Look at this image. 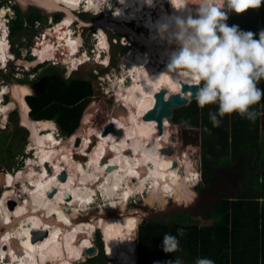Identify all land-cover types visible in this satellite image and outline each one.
I'll use <instances>...</instances> for the list:
<instances>
[{
    "label": "bare ground",
    "instance_id": "1",
    "mask_svg": "<svg viewBox=\"0 0 264 264\" xmlns=\"http://www.w3.org/2000/svg\"><path fill=\"white\" fill-rule=\"evenodd\" d=\"M34 1L49 11L64 9L68 12V17L60 26L58 34L61 38L71 37L68 40L67 46L71 49L73 54L74 51H79L81 38H76L75 41H72L73 31L70 29L74 21L72 9H78L82 4L81 2L86 4L85 7L87 10L93 9L95 11L102 9L99 0ZM120 1L121 4L118 8L115 7L113 19L120 22H130L132 20L139 22V10L144 7V4H148L146 0ZM158 1L159 2L153 0L151 6L154 11L149 13L145 24H143L145 31L148 29V33L144 34L145 37L143 41L149 45V52L152 55L155 53L154 57L151 60L150 57H152V55H146L141 51L138 53L139 55L137 58H132V53L125 55L122 61L123 65L127 68L125 76H133L134 81L131 85L125 86L124 79L119 78L118 84L113 83V86L110 85L111 92L115 90L118 101L126 104L129 109V123L124 125L117 117L112 116L109 121L114 123L120 133L126 131L125 134L130 138L128 144L123 148V146L120 145V141H117L116 138H113L114 141H110L109 143L110 137L115 136L113 132L104 133L103 138L100 137L101 133L96 134L86 130L83 136V142L81 143V146L85 148V150L82 149V152L77 154L76 157L75 153H73L72 158H69L66 155L69 151L65 156H63V152L61 153L59 151V148H62L65 144L63 145V142L59 140V136H56L57 133L53 124H51V131L43 134V137H38V135H36L37 132H34V136L32 137L38 150V159L35 161L38 165L44 166L43 168H45L47 164L54 165L55 173L49 175L47 181H42L39 187H35V191L30 195V200L32 201H28L27 204L25 203L26 205L19 206L16 209V218H13V212L6 207V201L10 197L6 196L0 203V219L7 225L5 228L6 230L4 233L2 232L3 234L1 233L2 235L0 238V264H5L7 260L11 261L9 264H48L55 261L59 253L62 254V257L64 256V258L69 260L70 258L66 251H74L72 245L82 246V249H84V247H89L91 241L86 239V234H84L83 237H81L80 234L83 233L86 227L89 229L88 232L91 233L97 223L95 221L84 222L83 220H78L76 223L73 217H76L78 212H82V208L85 210L87 205L93 202L98 192L97 188H100L99 190L104 200L107 202V204L105 203L106 205L111 206L113 209L117 207L121 208L117 211L118 216L112 217L111 219H108L109 217L106 216V218H101L100 222L97 224L98 226H102V229L106 232L108 242L107 252L109 256L112 257L111 259H115L120 255L119 257L121 260L128 259L137 263L132 258V251L129 247H127L126 251H123L124 253L119 251V246H121L119 245L120 243H133L132 239L136 234L135 230H137L139 224V216H132L131 213H128L129 211L126 210L129 199L140 194L144 195V197L149 194L150 197H146V201L149 204L163 205L162 201L166 198L168 200L180 194L183 190H187L188 187L191 188L193 185L197 184L198 173L192 168L194 163H192L189 154H184V159L177 158V156H174L175 158L172 159L169 155L165 156L162 154L155 145L148 147L149 141L157 136L159 132L158 127H160V125L156 120L149 121V126H147V124L143 125L142 121L138 123L134 122L133 126L128 128L129 125H132L131 109L136 110L138 106L144 105L142 106L143 109L138 111L140 116H144L147 111L154 107L156 93H158L160 89L169 88L173 93L180 89L181 81H179L177 73L169 72L168 69L170 52L177 47V45L169 44L166 39L160 38L158 25L167 17L187 15L188 9L179 8L183 0H167L168 5L163 4L161 0ZM107 7L104 6L105 12L110 15L112 12L107 10ZM188 7L194 9L197 5L191 4ZM5 12L4 10L0 11V65L6 66L9 62L10 45L4 25L5 22L3 23V19L1 18V15ZM118 28L122 30V27ZM99 32L100 46L102 48H107L108 40L103 29L99 28ZM130 34L133 39H135L134 33L130 32ZM146 43H144V45H146ZM148 45H146V47H148ZM59 46H62L60 42H55L54 44L48 42L43 46V49H41L42 51L39 50L38 53L34 55L38 56L42 52V59L47 56L51 57V54L57 52L58 48H60ZM73 54L71 56L73 67H77L81 63L83 65V63L89 62L87 58L84 59L86 56L78 58L77 56L73 57ZM93 61L94 60H92V62ZM95 62L97 63L98 61L96 60ZM103 65H108V59ZM79 67H77V69H79ZM8 90V88H5L0 91V113H4L5 115L8 113V110H12L15 106L14 103L8 105L2 104L3 95ZM189 95L190 94L187 96L188 99L190 98ZM25 122L29 124L27 119H25ZM30 126L33 127L31 124ZM94 137H96V139ZM165 147L164 145L163 148ZM93 150L94 152H92ZM108 150L110 152H108ZM62 159L63 161H61ZM102 159H105L104 163H101ZM80 160L84 161L81 162ZM174 161H178V167L176 168H173ZM30 166H33V164L30 163ZM111 166L113 170L108 171V168ZM182 166H184V170H186L185 175L181 174ZM66 167L67 169L69 168L67 178L71 179H67L66 181L63 180V182L61 179H63L65 175L63 171H65L64 169H66ZM28 170L29 168H27V171ZM30 170L32 171L34 169L30 168ZM26 173L25 171H19L17 176H13V184H16L15 182L17 180L19 181L21 176H26ZM93 184H95V186H93ZM30 188L31 187L27 190H31ZM54 188L56 192L51 197L48 193ZM66 196H68L69 199H66ZM199 199L200 197L197 198V200ZM67 200H69L68 202H70V204L80 206V208L74 206L75 208L72 213L66 212L62 203L67 202ZM195 205L196 203L193 205V209ZM32 209L34 211H30ZM41 223H43L42 225H51L54 223L52 226H49L51 235L48 234L49 236L43 239H39L43 231V229L40 230ZM32 236H34L33 241L36 243H31ZM15 237L20 240L21 253L15 250L17 246L15 249L11 246V242ZM76 239L77 241L74 242ZM26 240H28V243ZM132 247L136 249V244L134 243ZM76 253H78V251H76ZM46 255L48 260L46 259ZM106 256L108 258L107 254Z\"/></svg>",
    "mask_w": 264,
    "mask_h": 264
},
{
    "label": "rangeland",
    "instance_id": "2",
    "mask_svg": "<svg viewBox=\"0 0 264 264\" xmlns=\"http://www.w3.org/2000/svg\"><path fill=\"white\" fill-rule=\"evenodd\" d=\"M12 2L15 5H19L22 12H24L25 14L29 13L30 9L34 7V8H38L42 13V16L45 17V20H43L41 23L37 22L34 26H28V30H26L23 34H21V36H15V38L11 39L10 43L12 44V46L14 45L13 41H15L16 43L15 47L17 46V44H20V53L18 52L15 54V56L18 59L14 61L13 65L11 64L8 65L7 67H5L6 70L2 71L3 74L8 72L6 74L7 75L6 84L8 85V87H5L9 89L8 91L10 93L8 97L9 100L8 104L14 103L15 106L12 110H8V113L6 115L4 113L2 114L0 113V175L5 176L3 177L4 184L0 185V203L3 201V199L6 196L10 197L6 201V207L8 210L13 212V218H16L17 216L15 214L16 209L19 206L26 205L28 201L30 202L32 201L30 200L31 199L30 195L32 194V192L35 191V187H39V184L42 181L43 182L45 180L47 181L49 175L55 173L54 165L47 164L45 165V168H43L44 166L42 167L38 165V163L35 161L36 159H38L37 157L38 150L36 148L37 145H35L32 137L34 136L33 135L34 132H37L36 135H38V137H43V134L47 133L48 131H51L50 130L52 126L51 124H53L55 126V131L57 133L56 136H59V140L63 142V145L65 144L62 148H59V151L61 153L63 152L64 154L63 156H65V154L69 151L68 154H66L69 158L70 157L72 158L73 153H75V157H76L77 154H80L82 152V149L85 150V148L81 146L85 131L89 129L90 126L95 125L96 128L95 131L101 132L105 124L109 122L114 106L118 105V103H123L118 101L117 94L114 92L115 90L114 91L112 90L111 92V86H113V83L118 84L119 78L121 79L123 78L124 79L123 81H125L124 85L129 86L134 81L133 76H128V77L125 76L127 72V68L126 66L123 65L122 62L123 57L127 54L132 53L131 54L132 58H137V56L139 55L138 53H140V51L145 53L146 55H150V56L152 55L149 52V45L145 41H143L145 37L144 34H146L143 24H145L146 18H148L149 13L154 11V9H152V6L150 4H144L145 8L143 7L140 9L141 11L139 10V14H140L139 22L134 20L130 22L128 21L120 22L118 20L113 19L115 7L118 8V6L121 4L120 0H111L110 2L111 6L110 7L106 6L107 10L112 12L111 13L112 15L106 14L104 7L102 9H98L95 11L93 9L87 10L84 8V6L83 7L81 6L82 4H84V2H81L82 4L78 7V9L76 8L72 9V13L74 15V21L71 24L72 27H70V29H72L73 31L72 41H75L76 38H81L79 44L80 49L78 52L74 51L73 54L71 49L67 46L69 42L68 40L71 37L61 38L58 34L60 26L64 23V21L68 17V12L66 10L57 9L55 11H49L45 7L37 4L34 0H12ZM157 2L159 1L157 0ZM161 2H163V4L168 5L167 0H161ZM14 12L15 11L11 9L10 16L16 17L15 14H13ZM230 14L231 11L228 9V19ZM57 16H59L58 22L55 21ZM228 21L229 20H227V23H229ZM103 26H106L107 29L104 30ZM118 27H122V30H120ZM99 28L103 29L104 34L107 37L108 40V46H106L107 49L102 48L100 46ZM130 32L134 33L135 39H133ZM48 42L53 44L55 42H60L62 46L61 47L59 46L60 48H58L57 52L51 54L52 55L51 57L47 56L42 59L41 49H43V46H45L46 43ZM144 43H146L148 47H146ZM30 48H32V50H30ZM27 50H30V52L27 53ZM39 50H41L40 51L41 54L37 56L38 58L36 60L32 62L27 60V58L30 57L33 54V52L35 54L38 53ZM72 54L73 57L77 56L78 58H83L84 56H86L84 59L87 58V60L89 59L90 60L89 62L83 63V65L80 64L81 65L80 67L77 66L79 67V69H77V67L72 66L73 65V62L71 61ZM154 55L155 53L152 55V57H150L151 60L154 57ZM107 59H108V65H103V63L107 62ZM92 60L94 61L92 62ZM96 60L99 62V64L95 62ZM37 64L39 65V67L43 66L39 69V72L41 70V72L43 71L48 73L50 71L49 68L52 67L53 69L58 70V72L59 71L62 72L64 75H69V73H71L72 74L71 77L79 76L85 79H89L93 82L94 99H89L90 104L86 108V111L84 112L82 121L78 126V128L76 129L75 133L70 137H66L62 133L60 126L58 124H55V122L47 124V122L45 121L35 120L30 114V108L27 105L26 97L29 95V93H33L32 92L33 90L29 88L28 84L31 83V77L35 75L32 66L34 65V67H36ZM22 65H24L26 68L21 67ZM2 67H4V65H2ZM27 69H29L27 71L28 73L24 74V70ZM16 77H20L22 80L21 79L17 80ZM5 88H3L2 90H4ZM189 100H191V98H189ZM190 102L192 101H189L186 105H189ZM142 106H138L136 110L131 109L132 125H129L128 128L132 127L134 122L138 123L141 121L143 122V125L146 124L147 126L150 125L149 121H145L144 116H140L138 114V111L143 109ZM181 107L183 106L177 107L176 111L179 110ZM13 111L18 112L17 117L11 116V113ZM25 119L28 120L29 124L25 122ZM30 124L33 127H31ZM167 126H169V132H168L169 143L175 148V152L173 153V155H169V156L172 159L175 158L174 156H177V158L184 159V154H189L192 163H194L192 165V168H194L198 173V182L196 185H193L191 188L188 187L187 190H183L180 194L175 195L174 197H171L168 200L166 198L165 200L162 201L163 205L149 204L146 201V197L149 198L150 195L147 193L145 197L144 195L140 194L130 198L126 210L129 211L128 213H131L132 216H137V217L139 216L138 217L139 223L143 221L142 220L143 216L148 218L150 217L157 218L166 222H172V220H174V217L178 213H180L182 209H190L191 207L193 208V205L197 202V198H198L196 189L201 185V183L210 182L211 178L214 176L213 174L211 175V177L205 179L204 176L202 175V170L204 169L202 165L203 163L202 161L204 159L203 154L206 153V146L204 144L205 141L202 143L200 139L201 135H199L200 137L198 136V133L193 128V126L189 127L188 129V131L191 133L189 134L190 136L188 137H185L183 133V128H182L183 126L175 122L174 120L171 124H167ZM201 126H202V121H201ZM201 126H200V131L203 133V129ZM19 127L24 128V130L19 129ZM160 128L161 127H158L159 129L158 135L160 134ZM125 132L126 131L122 133L113 132L115 136L113 135L114 137H110V140L108 142L110 143V141H114L113 138H116L117 141L118 140L120 141V145L123 146V148H125V146L128 144V141L130 139L129 136L125 134ZM192 135L198 137L192 138L191 137ZM98 141L101 140L99 139ZM208 142L209 141H207L206 143L209 144ZM164 145L166 144L163 143V141H160V139L158 138L155 147L162 154L167 156V154H165L164 152L165 149L163 148ZM92 152H94V150ZM108 152L110 151L108 150ZM205 156L207 160L213 163L217 162V160L214 159V157L210 153L205 154ZM61 161H63V159ZM80 161L83 162L84 160H80ZM30 163H32L33 166H30ZM217 167L218 165L215 168ZM27 168H29L28 171ZM30 168L34 170L31 171ZM184 169H185L184 166H182L181 174L183 175H185L186 172V170ZM64 170L65 171H63V173H65V175L63 179H61V181L63 180L66 181L67 179H71V178H67L69 174L68 171L69 168L67 169L66 167V169ZM19 171L27 172L26 176H21L19 178V181L17 180L15 182L16 184H13L12 178L13 176H17ZM93 186H95V184H93ZM29 187H31L30 189L32 191L27 190ZM99 189L100 188H97L98 192L97 195L94 197L93 202L88 204L85 210L82 208L81 209L82 212H78V215L76 217H73L75 222L78 220L79 221L83 220L84 222L95 221L98 224L101 218H106L107 216L109 217L108 219H111L112 217L118 216L117 211H119L121 208L117 207L116 209L115 208L113 209L111 206L106 205L107 202L104 200V197L102 196V193ZM180 195H182V198L177 199V196ZM68 201L69 200H67V202L65 203H62V206L64 207L66 212L68 211L69 213H72L75 207L80 208V206L70 204V202ZM30 211H34V210L32 209ZM190 219L196 224L204 223L203 222L204 217L201 218L195 214H193L192 217H190ZM0 222H1L0 223V238H1V235L6 230L5 228L7 225L6 223L4 224V222H2L1 219ZM42 224L43 223L40 224V230L41 229L46 230L48 234L51 235V231H50L51 229L49 226H52L54 223L51 225L48 224L42 225ZM97 224L96 227L92 229L91 233L88 232L89 229L86 227L85 230H83V233L80 234L81 237H83V235L86 234V239L91 241L89 247L95 246L96 250L92 255L86 252V249L88 247H84V249H82V246L72 245V247H74V251H66L67 255L70 258L69 260L64 258V256L62 257V254L59 253V256L56 257L55 261H52V263L50 262L48 264H112V263L139 264L138 260L137 263H134L133 261L130 262V260L128 259L121 260L119 257L120 255L115 258L118 261H116L115 259H109L112 262L108 260L107 261L101 260L97 262V259L99 258V255L102 253V251L106 256V252L108 249L106 232L102 229V226H98ZM98 227H100L101 229ZM97 231H99L100 234ZM135 231L136 234L132 239L133 243L119 244L121 245L119 246V251L121 253H124L123 251H126L127 247H129L132 251L131 252L132 255H136L137 252V255L139 256L138 253L139 229L137 228V230ZM48 234L46 235V237L49 236ZM34 236L31 237V243H36L35 241H33ZM77 239L74 240V242H76ZM26 242L28 243V240H26ZM19 243L20 240L15 237L11 242V246L14 249L17 246L15 250L18 253H21V248ZM134 243L136 244V249L132 247ZM101 247H102V251H101ZM76 251H78V253H76ZM107 255L109 258H112L109 256L108 252ZM46 259H47V255H46ZM10 262L11 261L7 260L5 264L6 263L9 264Z\"/></svg>",
    "mask_w": 264,
    "mask_h": 264
},
{
    "label": "trees",
    "instance_id": "3",
    "mask_svg": "<svg viewBox=\"0 0 264 264\" xmlns=\"http://www.w3.org/2000/svg\"><path fill=\"white\" fill-rule=\"evenodd\" d=\"M15 9L17 17L11 22L12 35L24 29L25 21L33 24L34 21L45 20L40 10L36 8H32L27 15L19 6H15ZM256 9L258 11L249 8L242 13L231 11L228 24H236L243 30H251L258 38L260 30L264 29V4ZM58 20L59 16L55 21ZM49 70L57 73L52 67ZM93 95L92 81L77 76L65 84L53 80L40 96H28L27 103L35 120L53 123L58 115L57 124L62 133L70 137L80 125L90 104L89 97ZM258 103L255 107L260 110ZM217 107L216 104H210L201 108L194 99L189 105L177 111L174 109L173 113V120L183 126L185 137L191 133L188 131L189 126L181 122L187 120L190 127L193 126L197 131L198 136L201 135L202 143L205 141V154L210 153L217 160L213 163L203 154L202 175L205 179L215 174L217 165L221 166L232 158H238L245 150H254L256 147L261 157H264V123L260 128L256 121L232 113L221 117L219 126H213L209 119V111H214ZM11 116L17 117L18 112L13 111ZM206 128L210 131L205 130ZM19 129L24 130L21 127ZM262 172L263 174L256 176L253 182L257 192L246 193L238 199L222 201L212 214L204 217V223H194L190 219L191 214L184 212L178 213L172 220L183 226L179 228L157 218L143 220L138 226V263L153 264L159 260L166 264L168 260H174L175 256H179L184 264H194L198 256H208L215 264H264V203H262L264 170ZM98 233L100 234L99 231ZM165 233L178 236L180 248L175 253L163 250ZM109 259L111 258H107L102 251L97 262L101 260L112 262Z\"/></svg>",
    "mask_w": 264,
    "mask_h": 264
},
{
    "label": "clouds",
    "instance_id": "4",
    "mask_svg": "<svg viewBox=\"0 0 264 264\" xmlns=\"http://www.w3.org/2000/svg\"><path fill=\"white\" fill-rule=\"evenodd\" d=\"M99 3L101 8L111 6L110 0ZM146 3L151 5L153 0ZM262 3L264 0H183L179 8H187V15L167 17L158 25L160 38L177 45L170 52L169 72L177 73L179 81L199 85L195 99L201 108L218 105L216 110L209 111L213 126H219L226 114L238 113L253 122L264 115V111L252 107L264 98V89L258 87L264 79V29L257 38L251 30L228 24V12L222 10L226 4L230 11L242 13ZM191 4L197 7H188ZM81 6L86 9L85 3ZM181 123L191 126L187 120ZM181 198L182 195L177 196ZM179 248L178 236L165 233L163 250L175 253ZM153 264L165 262L157 260ZM166 264H184V261L175 256ZM194 264H215V261L198 256Z\"/></svg>",
    "mask_w": 264,
    "mask_h": 264
},
{
    "label": "flooded vegetation",
    "instance_id": "5",
    "mask_svg": "<svg viewBox=\"0 0 264 264\" xmlns=\"http://www.w3.org/2000/svg\"><path fill=\"white\" fill-rule=\"evenodd\" d=\"M15 6H19V5H15L12 2V0L0 1V11L1 9L6 11L3 15H1V18L3 19V23L5 22L4 25L6 28V32H7L6 34H7V38H9L8 41L10 45L9 46V62L7 63L6 66L4 65V67L0 65V91L3 88L8 87V85L6 84V81H7L6 74L8 72L3 74L2 71L6 70L5 67H7L8 65L10 64L13 65L14 61L18 59L15 56V54L18 52L20 53V44H17V46L15 47L16 43L15 41H13L14 45L12 46V44L10 43L11 39L15 38V36H21V34H23L26 30H28V26H34L37 22L41 23V21H34L33 24H31V22L25 21L24 29L20 30L19 31L20 33H17L16 35H12L11 22L17 17ZM11 9L15 11L13 14H15L16 17L10 16ZM103 29L105 30L107 29V27L103 26ZM30 50H32V48H30ZM30 50H27V53L30 52ZM28 58L27 60L32 62L36 60L38 57L37 55H34V52H33V54ZM97 63L99 64V62ZM21 67H25V66L22 65ZM32 67H33L35 75L31 77V83L28 85H29V88L33 90L32 91L33 93H29L28 96H36V97L40 96L48 89L49 84L53 80L55 81L57 80L65 84L69 80H72L75 77H77V76L71 77L72 75L71 73H69V75H64L62 72L60 71L58 72V70H56L57 73L52 72V71L48 73L43 72V71L41 72V70L39 72V69L43 66L39 67L38 64L36 65V67H34V65ZM28 70L29 69L24 70V74L28 73L27 72ZM16 78L17 80L21 79L20 77H16ZM86 80H89V79H86ZM9 94H10L9 92H5L3 95L2 102L4 105H7L9 103V100H8ZM27 97H26V102H27ZM89 99H94V95L89 97ZM92 127H95V125H92L87 130L90 132H94L96 134L101 133V132L93 130ZM254 148H255L254 150L252 149L245 150L243 155L239 156L238 158H232L227 163H223V165L221 166L219 165L216 168L215 174L211 178V181L208 183H204V182L201 183L200 188L196 189L198 197L199 195H201V193H203L204 189L206 188H215L219 191L216 192L214 190V191L207 192L205 194L204 199L200 198L199 200H197L198 202H196L195 208L190 209L191 217L193 214H195L203 218L207 215L212 214L216 210L217 206L224 200H234V199H238L240 196L246 193L257 192V189L255 188L253 182L255 181L256 176L263 174L262 170L264 169V157H261L260 152L258 149H256V147Z\"/></svg>",
    "mask_w": 264,
    "mask_h": 264
},
{
    "label": "water",
    "instance_id": "6",
    "mask_svg": "<svg viewBox=\"0 0 264 264\" xmlns=\"http://www.w3.org/2000/svg\"><path fill=\"white\" fill-rule=\"evenodd\" d=\"M222 10L228 12V7L226 4L224 5ZM146 33H148V29H146ZM198 87L199 85L188 84V83L181 81L180 89L179 91L175 93L171 92L169 88L160 89V91L156 93L155 105L152 109H150L149 111L145 113L144 119L146 121L156 120L161 128H160V134L158 135V137L157 136L153 137V139L149 141L148 147H152L153 145H155L159 138L160 141H163V143L166 144L165 145L166 147L164 149L165 154L173 155V153L175 152V148L169 143V136H168L169 126H167V124H171L173 122L174 109H176L179 106H184L189 102V99L187 98L188 94H190L189 96L191 99L195 98V93L198 90ZM111 116L117 117L120 121L123 122L124 125L129 123V109L124 103H119L118 105L114 106ZM56 119L57 117H55V121ZM111 132L120 133L119 129L114 125V123H111L109 121L103 127L100 137L104 138V135H103L104 133H111ZM94 138L96 139V137ZM101 161H102L101 163H104L105 159H102ZM176 167H178V161H174L173 163V168H176ZM112 170H113L112 166L108 168V171H112ZM3 177L5 176L0 175V185L4 184ZM214 190L216 192L219 191L215 188H206L204 189L203 193L199 195V197L201 199H204L205 194L207 192L214 191ZM55 192H56V189L54 188L48 193V195L52 197L55 194ZM66 199H69V197L66 196ZM190 209H182L181 212L190 214L191 212ZM147 218L148 217L143 216L142 220H145ZM169 224L171 226L178 227V228L183 227L182 225H179L173 221L169 222ZM47 234L48 232L43 230L42 234L39 236V239L45 238ZM95 250H96L95 246H90L86 249V252L92 255L95 252ZM132 258L137 262L138 255H132Z\"/></svg>",
    "mask_w": 264,
    "mask_h": 264
},
{
    "label": "crops",
    "instance_id": "7",
    "mask_svg": "<svg viewBox=\"0 0 264 264\" xmlns=\"http://www.w3.org/2000/svg\"><path fill=\"white\" fill-rule=\"evenodd\" d=\"M255 11H258V9H256L255 8ZM230 17V16H229ZM78 66H80V65H78ZM258 87H260L261 89H264V79H262L259 83H258ZM94 88V87H93ZM114 91V90H113ZM8 92V91H7ZM115 92V91H114ZM116 93V92H115ZM195 99V98H194ZM194 99H191V100H189V101H192V100H194ZM191 103V102H190ZM27 105L29 106V104L27 103ZM258 106H259V108H260V110L261 111H264V98H262L261 99V101H259V103H258ZM252 107H255V105H253ZM29 108H30V106H29ZM256 108V107H255ZM30 111H31V108H30ZM57 117V119H56V121H55V124H57V121H58V116H56ZM264 115H260V116H258L257 117V119H256V122L260 125V128L261 127H263V123H264ZM48 124L49 123H52V122H47ZM90 123V122H89ZM91 127V126H90ZM93 128V130H96V128L95 127H92ZM102 128V127H101ZM102 132V131H101ZM257 149V148H256Z\"/></svg>",
    "mask_w": 264,
    "mask_h": 264
}]
</instances>
